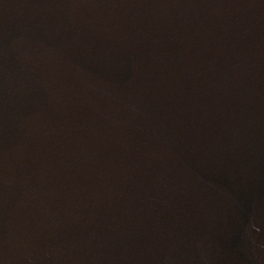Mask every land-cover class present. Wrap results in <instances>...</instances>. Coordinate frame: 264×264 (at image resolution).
Returning a JSON list of instances; mask_svg holds the SVG:
<instances>
[{
	"label": "water",
	"instance_id": "obj_1",
	"mask_svg": "<svg viewBox=\"0 0 264 264\" xmlns=\"http://www.w3.org/2000/svg\"><path fill=\"white\" fill-rule=\"evenodd\" d=\"M0 264H264V0H0Z\"/></svg>",
	"mask_w": 264,
	"mask_h": 264
}]
</instances>
